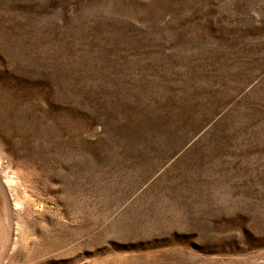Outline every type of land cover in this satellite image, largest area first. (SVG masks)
Segmentation results:
<instances>
[{
    "label": "rangeland",
    "instance_id": "rangeland-1",
    "mask_svg": "<svg viewBox=\"0 0 264 264\" xmlns=\"http://www.w3.org/2000/svg\"><path fill=\"white\" fill-rule=\"evenodd\" d=\"M0 264H264V0H0Z\"/></svg>",
    "mask_w": 264,
    "mask_h": 264
}]
</instances>
